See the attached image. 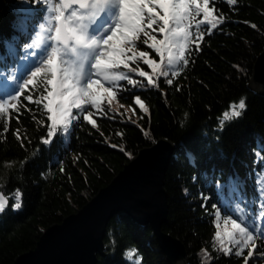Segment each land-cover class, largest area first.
<instances>
[{
  "label": "trees",
  "instance_id": "obj_1",
  "mask_svg": "<svg viewBox=\"0 0 264 264\" xmlns=\"http://www.w3.org/2000/svg\"><path fill=\"white\" fill-rule=\"evenodd\" d=\"M41 7L31 0H0V91H11L12 77L22 80L31 66L32 58L25 59L31 50L24 45L41 22ZM214 14L222 15L218 27L206 33L198 47L189 45L186 66L183 61L174 67L165 64L168 76H160L157 86L147 85V78L139 76L143 69L156 78L143 61L135 73L123 66L116 69L143 86L121 81L123 88L111 106L102 104L106 115L93 109L96 126L74 121L67 137L58 133L44 144L50 121L42 105L23 97L19 111H11V120L0 121V194L7 198L0 212V264H12L34 248L49 226L81 208L141 148L161 137L175 143L165 176L169 213L163 230L185 243L192 256L186 264L244 263L242 256L220 251L219 240L214 239L215 212L219 209L224 221L229 215L240 217L264 232V93L248 86L264 49V0H238L236 5L215 0ZM138 49L159 62L147 45L138 44ZM136 96L148 111L135 102ZM241 98L246 109L221 129L223 113ZM17 189L22 193L21 207L14 209ZM256 235L257 250L264 251V236ZM223 240L232 247L227 238ZM104 241L106 253L99 255L97 264H133L138 258L141 264H173L152 226L126 212L113 215ZM131 249L137 250L133 260L125 255ZM249 264H264V257H253Z\"/></svg>",
  "mask_w": 264,
  "mask_h": 264
},
{
  "label": "snow or ice",
  "instance_id": "obj_2",
  "mask_svg": "<svg viewBox=\"0 0 264 264\" xmlns=\"http://www.w3.org/2000/svg\"><path fill=\"white\" fill-rule=\"evenodd\" d=\"M31 2L41 5L39 11L43 13L31 42L24 45L26 50H31L25 57L32 58L31 66L22 80L16 76L12 77L15 87L11 91H0V121L5 118L10 121L11 111H19L21 97L32 104L42 105L46 119L50 121L47 136L43 138L44 144H50L58 133L66 135L74 121L82 119L96 126L93 109L106 115L102 104L106 102L111 106L123 88L121 81L133 86L138 83L143 86V82L128 74L137 72L139 61L150 66L156 75L154 79L153 75L139 69V76L146 77L147 85L151 86H157L160 76H168V72L164 70L165 64L173 66L183 61L186 66L189 63L186 58L189 45L197 44L198 47L197 42L202 40L206 33L216 29L222 21V15L218 18L214 14L215 0ZM210 2L213 7L209 6ZM226 2L236 5L238 0ZM32 11L34 15L37 12L35 9ZM201 14L202 19L196 20ZM252 27L255 28L256 25ZM193 28L196 29L195 32L192 31ZM153 33L161 34L162 38L158 39ZM138 44L153 49L159 56V62L149 58L148 51H139ZM130 62H136L137 67H131ZM121 66L128 69V72L116 70ZM166 82L173 83L172 79ZM26 91L29 94L24 95ZM33 92L37 93L35 98ZM134 99L144 111H148L140 96ZM23 107L27 105L24 104ZM245 109L244 98L231 104L230 110L225 111L219 121L220 128L222 129L226 122L239 118ZM16 135L19 137V130ZM261 179H264V175ZM21 196L22 193L17 189L14 209L21 207ZM5 207L4 198L0 196V212H3ZM213 208L216 206L213 205ZM221 215L217 209V222ZM226 219L232 224V231L227 233L228 241L237 248L234 252L232 247H228L224 240L220 239L221 231L217 223L214 239L219 240L220 251L225 255L242 256L244 264H249L254 253L264 257V251L258 252L256 246L257 239H260L256 233L264 236V232L248 226L240 217L233 218L229 215ZM261 242L264 243V240ZM246 248L249 250L244 256ZM136 253V249H131L125 255L131 260ZM141 260L142 258H138L133 264H141Z\"/></svg>",
  "mask_w": 264,
  "mask_h": 264
},
{
  "label": "water",
  "instance_id": "obj_3",
  "mask_svg": "<svg viewBox=\"0 0 264 264\" xmlns=\"http://www.w3.org/2000/svg\"><path fill=\"white\" fill-rule=\"evenodd\" d=\"M248 86L264 93V49L255 60ZM174 149L175 143L166 137L141 148L87 203L49 226L36 246L12 264H97L99 255L106 253L109 221L119 211L150 224L168 260L186 264L192 256L185 243L163 230L169 213L165 176ZM0 196L7 205V198Z\"/></svg>",
  "mask_w": 264,
  "mask_h": 264
},
{
  "label": "rangeland",
  "instance_id": "obj_4",
  "mask_svg": "<svg viewBox=\"0 0 264 264\" xmlns=\"http://www.w3.org/2000/svg\"><path fill=\"white\" fill-rule=\"evenodd\" d=\"M174 67V65H173ZM68 134V133H67ZM67 134L64 135L65 137H67ZM231 191V190H230ZM241 206H243V204L241 203ZM240 207V206H239ZM247 207V206H246ZM242 208V207H241ZM217 223H219V231H221V236L224 237V238H227V233L232 231V224L231 222H228V221H224L223 219L219 220ZM223 238V239H224ZM236 238L238 239L239 236L237 235ZM233 248H237V246H234L233 244L229 243ZM254 257L255 258H258L260 257V255L254 253ZM133 260V258H132Z\"/></svg>",
  "mask_w": 264,
  "mask_h": 264
}]
</instances>
